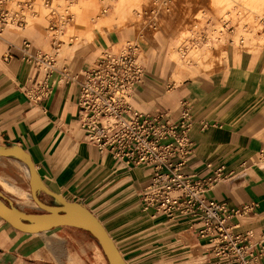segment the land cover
<instances>
[{
    "label": "crops",
    "instance_id": "obj_1",
    "mask_svg": "<svg viewBox=\"0 0 264 264\" xmlns=\"http://www.w3.org/2000/svg\"><path fill=\"white\" fill-rule=\"evenodd\" d=\"M9 32L11 37L0 36V147L19 145L27 151L45 186L87 207L127 264H186L188 255L190 264H212L215 259L204 241L184 220L151 217L142 210L139 198L149 181L148 168L114 160L84 139L76 116L77 83H59L39 102L27 97L24 89L33 66L21 57L18 36L29 39V34H34L19 29ZM31 44L32 49H40L34 41ZM78 62L76 59L67 65L58 59L56 63L72 74ZM181 99L189 102L193 114V149L185 171L205 176L223 166L229 175L205 196L231 208L256 203L252 212L232 221L238 223V230L264 231V168L255 167L258 153L264 149V61H246L238 70L230 65L216 73L184 79L160 94V108L174 112ZM10 158L21 163L16 156ZM26 168L24 180L29 185ZM5 179L25 191L20 184ZM39 192L43 191H37L42 200ZM2 222L0 219L1 253L24 259L21 252L28 248L25 238Z\"/></svg>",
    "mask_w": 264,
    "mask_h": 264
},
{
    "label": "built area",
    "instance_id": "obj_2",
    "mask_svg": "<svg viewBox=\"0 0 264 264\" xmlns=\"http://www.w3.org/2000/svg\"><path fill=\"white\" fill-rule=\"evenodd\" d=\"M70 1L0 0V34L8 26L23 28L27 14L36 13L38 5L51 16L50 31H58V25L71 18ZM52 40L50 45L55 48V39ZM21 44V57L33 66L24 89L27 97L39 102L52 93L56 83H77L76 116L84 139L114 160L150 170L139 198L143 211L168 221L184 220L204 241L215 259L212 264H264V231L238 230V223L232 221L233 217L252 212L256 203L231 208L205 196L207 190L229 175L223 166L205 176L185 171L193 149L189 102L179 100L174 112L138 110L130 104V91L143 70L137 44L126 43L120 51L105 49L91 67L76 75L59 67L53 56L32 49L29 39L23 38ZM42 65L45 70L41 75L35 69ZM54 73L58 76L51 79ZM257 162L264 164V149L259 151Z\"/></svg>",
    "mask_w": 264,
    "mask_h": 264
},
{
    "label": "rangeland",
    "instance_id": "obj_3",
    "mask_svg": "<svg viewBox=\"0 0 264 264\" xmlns=\"http://www.w3.org/2000/svg\"><path fill=\"white\" fill-rule=\"evenodd\" d=\"M130 1L132 5L135 7L139 6L142 9V18L137 27L130 22H126L123 25L121 22H118L117 18L106 21L107 14L113 10L116 0H71L68 5V13L71 18L65 23L58 25V31L55 32H51L49 29L50 25H52L50 23L51 16L47 14V10L43 6H40L43 8H39L38 5L35 7V12L39 16L28 21L29 25H35L39 29L37 30L38 36L29 34V37L40 47L41 50H39L42 53L53 56L55 60L60 59L63 62L66 61L67 65H70L74 60L78 59V66L72 70L73 75L91 67L93 65L91 63L92 60L94 62L105 49L120 51L128 41L137 44L140 50V60L143 70L140 80L134 84L130 91V104L138 110L163 109L160 108L159 104L160 94L176 85L173 86L170 74L172 66L167 64L165 48L158 46L159 41L164 42V39L170 37L172 33L191 27L193 34L192 41L194 42H190L189 44L191 45L190 49L193 50L194 48H199L201 46L200 40L212 32L211 29L214 23L218 22L228 28L226 35L230 39L229 35L232 33H229L230 30H236L239 21L224 23L217 17H211L209 13H205V17L201 19L198 16V12L201 10L210 11L212 9V0H161L163 4L160 0ZM36 13H32L31 15H35ZM76 14L79 15V21L75 20ZM28 24L27 26H29ZM68 26H75L76 29H86L85 31L93 29L97 33L92 36L90 43L77 47H66L65 49L63 44L67 43L68 40L71 42L75 41L73 34L70 35L71 39L67 38ZM103 27L108 31H100V29H104ZM14 29L19 28L8 26L3 32L2 37H11L13 33L11 34L9 31H13ZM19 30L22 31L23 28ZM259 33L262 34V31ZM22 38L23 36H18L19 41H22ZM41 39L49 47L53 41L52 39H55V48L53 47L52 50L46 48ZM63 40L64 42L62 43ZM230 42L222 45H212L205 50H198L197 54L193 56L194 59H191L193 71L185 72L184 75L186 76L181 75L182 78L192 79L199 75L206 76L230 65L238 70L239 65L246 61L249 64H255L256 61H264V40L255 45H251L248 42H241L239 44H232ZM83 65L84 67L82 68L81 66ZM44 70L43 65L41 69L37 67L35 69L41 75L44 73ZM57 76L58 73H54L50 78L53 79ZM58 84L56 83L55 85ZM137 99L138 103L136 102ZM8 157L10 156L6 155L0 158V177L6 178L5 180L10 183L20 184L21 188L29 193L30 202H23L18 195L5 190L1 185L0 198L7 203H12L25 212H40L41 210L38 206L34 202H31L29 185L24 180V162L20 160L21 163L18 164L11 160V158L7 159ZM255 167L264 168V164L258 163L256 160ZM47 195L39 192V196L45 203L55 204L54 198H50ZM5 223V221L2 222L3 225L8 224ZM19 236L25 238L23 241H26L28 244V248L21 252L25 253L24 259L12 258L0 251L1 264H108L95 238L86 230L74 225H62L52 228L47 232L34 234L20 232ZM190 257L188 255L186 258L189 259L186 264H190Z\"/></svg>",
    "mask_w": 264,
    "mask_h": 264
},
{
    "label": "bare ground",
    "instance_id": "obj_4",
    "mask_svg": "<svg viewBox=\"0 0 264 264\" xmlns=\"http://www.w3.org/2000/svg\"><path fill=\"white\" fill-rule=\"evenodd\" d=\"M162 1L160 0L161 3ZM60 3L61 1L57 3V6H60ZM38 7L43 8L40 7V5ZM199 12L198 16L201 19L205 17V13H209L211 17H217L224 23L235 21L239 22L237 23L236 30L234 29L235 31L230 30L229 33L232 32L229 35L231 37L230 39H228L226 35L228 28H226L224 25L219 24L218 22L214 23L213 28L211 29L212 32H210L204 39H199L201 46H199V48H194L193 50L190 49L191 45L189 44L190 42H194L192 41L193 34L191 31V27H189V29L184 28L183 30L172 33L170 37L164 39V42L159 41L158 46H163L165 48L166 58L168 62L167 64L172 66L170 74L173 81V86L181 82V75H183L185 72L187 73L188 71H193V62L191 59H194L193 56L197 54L198 50H205L212 45L216 46L218 44H227L230 41V43L232 44L248 42L251 45H255L264 40V30H262L264 29V0H212V9L210 11L201 10ZM38 16L39 15H37V13L35 15H31L28 13L27 22L23 27L24 31L32 32L34 34L33 36H36L35 32H37V30L39 29L36 28L35 25H29L28 21ZM78 16V14L75 15L76 21H79ZM114 18H117L118 22H121V24L123 25H125L126 22H130L137 27V25L140 24L142 18V9L139 6L135 7L134 5H132L130 0H116L113 10L109 14H107L106 21ZM155 21L157 22V20ZM27 24L29 26H27ZM103 28L104 29H100V31L103 30L106 32L107 29H105V27ZM85 30L86 29L82 28L76 29L75 26H68L67 38L71 39L70 35L73 34V36H75V41L71 42L70 40H68L67 43L63 44L64 48L66 49V47H77L90 43L92 40V36L96 35L97 31H94L93 29H89L88 31ZM260 31H262V34L259 33ZM1 35L2 34H0V36ZM41 40L46 48H49L51 50L53 49L51 48V46H47V43L45 44V41H43V39ZM63 42L64 40L62 41V43ZM127 43L132 42L128 41ZM139 61L142 64L140 60V50ZM26 172L28 173L27 168ZM0 184L5 189L11 191L13 194L18 195L23 202H30L28 192L20 191L18 188L13 187L11 184L5 182L3 179H0ZM31 202L33 201L31 200ZM47 231L49 230H45L43 232Z\"/></svg>",
    "mask_w": 264,
    "mask_h": 264
},
{
    "label": "water",
    "instance_id": "obj_5",
    "mask_svg": "<svg viewBox=\"0 0 264 264\" xmlns=\"http://www.w3.org/2000/svg\"><path fill=\"white\" fill-rule=\"evenodd\" d=\"M16 156L26 165L29 173V190L40 212H25L0 198V218L17 231L34 234L62 225H74L88 231L98 242L108 264H127L114 241L97 217L83 204L70 201L48 189L42 182L30 154L19 145L0 147L1 156ZM54 198L55 204L42 201L37 191ZM1 264V263H0Z\"/></svg>",
    "mask_w": 264,
    "mask_h": 264
},
{
    "label": "trees",
    "instance_id": "obj_6",
    "mask_svg": "<svg viewBox=\"0 0 264 264\" xmlns=\"http://www.w3.org/2000/svg\"><path fill=\"white\" fill-rule=\"evenodd\" d=\"M7 203V202H6ZM88 232V231H87ZM89 233V232H88ZM96 240V239H95ZM96 242H97V240H96ZM98 243V242H97ZM99 245V244H98Z\"/></svg>",
    "mask_w": 264,
    "mask_h": 264
}]
</instances>
